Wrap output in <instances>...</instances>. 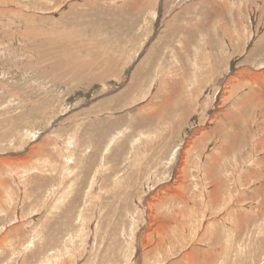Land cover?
Returning a JSON list of instances; mask_svg holds the SVG:
<instances>
[{
  "label": "rangeland",
  "instance_id": "obj_1",
  "mask_svg": "<svg viewBox=\"0 0 264 264\" xmlns=\"http://www.w3.org/2000/svg\"><path fill=\"white\" fill-rule=\"evenodd\" d=\"M0 264H264V0H0Z\"/></svg>",
  "mask_w": 264,
  "mask_h": 264
}]
</instances>
